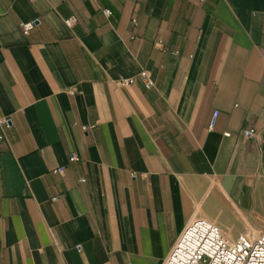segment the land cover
Returning a JSON list of instances; mask_svg holds the SVG:
<instances>
[{
	"label": "crops",
	"instance_id": "0c3cea01",
	"mask_svg": "<svg viewBox=\"0 0 264 264\" xmlns=\"http://www.w3.org/2000/svg\"><path fill=\"white\" fill-rule=\"evenodd\" d=\"M2 118L0 264H162L196 218L259 233L264 0H0Z\"/></svg>",
	"mask_w": 264,
	"mask_h": 264
},
{
	"label": "built area",
	"instance_id": "2783aa9c",
	"mask_svg": "<svg viewBox=\"0 0 264 264\" xmlns=\"http://www.w3.org/2000/svg\"><path fill=\"white\" fill-rule=\"evenodd\" d=\"M109 14L108 9H103ZM66 24L72 25L75 18L65 20ZM37 24V20L21 22L20 27L28 34ZM146 88L154 87V81L146 71L140 73ZM126 80L121 83L130 82ZM8 118L0 119V128L8 126ZM245 136L255 134L253 129H247ZM5 139L0 132V143ZM77 159L76 154L70 155V160ZM63 172L64 168L58 169ZM162 264H264V232L241 233L235 240L229 239L214 222L196 218L189 222L178 237L172 250Z\"/></svg>",
	"mask_w": 264,
	"mask_h": 264
},
{
	"label": "rangeland",
	"instance_id": "374dc122",
	"mask_svg": "<svg viewBox=\"0 0 264 264\" xmlns=\"http://www.w3.org/2000/svg\"><path fill=\"white\" fill-rule=\"evenodd\" d=\"M257 230V232H261L262 230H260V229H256ZM262 232H264V229H263V231Z\"/></svg>",
	"mask_w": 264,
	"mask_h": 264
}]
</instances>
